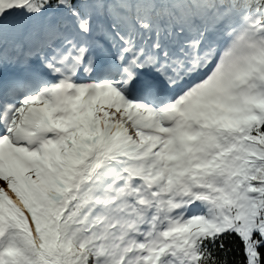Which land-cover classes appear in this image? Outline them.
Segmentation results:
<instances>
[{
    "label": "snow or ice",
    "instance_id": "1",
    "mask_svg": "<svg viewBox=\"0 0 264 264\" xmlns=\"http://www.w3.org/2000/svg\"><path fill=\"white\" fill-rule=\"evenodd\" d=\"M0 264H264V0H0Z\"/></svg>",
    "mask_w": 264,
    "mask_h": 264
}]
</instances>
